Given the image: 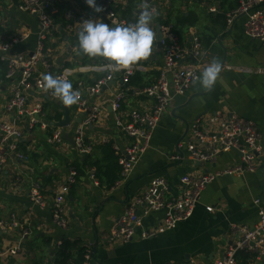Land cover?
<instances>
[{"label": "crops", "instance_id": "crops-1", "mask_svg": "<svg viewBox=\"0 0 264 264\" xmlns=\"http://www.w3.org/2000/svg\"><path fill=\"white\" fill-rule=\"evenodd\" d=\"M111 1L115 7H124L128 2ZM50 2L57 10L53 17L55 29L48 35L45 45L51 71L71 69L73 72L69 81L73 89L81 88L85 93L96 79L106 74L89 67L114 63L102 57L82 54L78 47V33L83 22L99 20L106 23V19L88 7L85 0ZM238 3L239 0H158L157 12L150 25L152 30L156 31L157 22L161 27L171 24L181 43H189L191 33L196 32L209 47L204 69L215 59L221 63L222 71L211 90L201 87L198 79L183 95L174 98L153 132L149 149L140 156L127 179L118 186L107 189L103 182L100 185L99 180L97 185L94 184V168H86L77 175L76 183L67 188L64 182L69 166L82 157L65 139L64 132L72 138L77 119L85 121L92 108L97 107L98 116L84 133L87 144L92 147L90 155L97 154L94 149L101 144L111 143L113 148L118 146L120 149L129 145L131 139L114 125L110 100L115 92L126 89L123 117L133 108L148 111L152 107L153 101L139 91L157 78L162 67L163 51L156 41L152 55L134 64L141 68L134 73L140 77L141 84L123 86L119 74L114 73L113 81L108 82L106 88L85 96L86 108L78 111L74 105L69 107L71 125L62 129L63 141L57 146L49 145L47 137L50 131L40 124L28 129L26 121L17 120L23 133L21 151L33 153L36 158L34 162L29 158L26 161L16 159L3 166L0 173V220L15 214L20 226L29 225L32 234L24 240L20 227L0 230V252L20 245L15 255L1 256L0 264H55L56 254L63 242H66V252L71 256L68 264L75 260L80 248L90 252L91 264H212L235 239L231 225L252 227L255 224L259 208H264V73L254 72V69L264 68V43L245 35L244 15L235 17L227 25L225 15ZM139 5L137 1L135 11ZM213 5L217 11L209 12L208 8ZM259 9L264 14V4ZM67 14L69 19L65 18ZM220 17L226 22L225 29ZM133 19L137 21V11ZM67 24L71 29L65 28ZM37 29L36 17L21 11L16 0H0V43L16 40L11 45L10 55H29L36 47ZM4 83L0 70V121H11V115L1 111L7 98ZM46 92L45 88L30 91L28 108L44 98V116L41 120L49 123L60 121L63 104L60 99L47 98ZM214 113L236 114L256 125L262 147L256 171L242 176L224 175L211 181L202 190L192 216L173 230L142 239L141 230L159 223L161 213L154 212L143 219L142 227L137 229L129 242L110 241L115 223L129 201L142 192L155 176H163L167 180L168 197H177L181 193L179 178L182 175L213 173L237 163L235 152L224 153L215 162L203 166H197L187 159L184 150L187 134L182 138L184 133H188L195 119ZM55 114H60L59 120L47 118ZM173 155H179V160H171ZM33 183H38L42 188L47 202L45 208L38 207L29 198ZM60 192L65 196V228L55 224L50 212V203ZM256 199L260 201L258 206L254 203ZM208 206L212 207L211 212L206 211L205 207ZM262 238L264 241V231ZM245 255L239 253L236 264H246ZM247 264L258 263L249 261ZM260 264H264V261Z\"/></svg>", "mask_w": 264, "mask_h": 264}, {"label": "built area", "instance_id": "built-area-1", "mask_svg": "<svg viewBox=\"0 0 264 264\" xmlns=\"http://www.w3.org/2000/svg\"><path fill=\"white\" fill-rule=\"evenodd\" d=\"M157 2L158 0H149L148 3L141 0L137 10L146 9L154 15L157 12ZM263 3L264 0H239L238 5L225 15L227 25H230L235 17L244 15L243 29L245 35L264 43V14L259 9ZM16 5L21 11L36 17L38 25L37 42L31 56L9 54L11 45L15 44L16 40H12L10 43H0V61H3L6 65L4 87L7 92V98L1 111L6 115H11V121H0V173L3 166L8 162L16 159L28 160V155L20 149L23 133L16 123L18 119L26 121L28 129L40 124L43 129L50 131L47 142L51 146H57L63 141L62 128L41 120L44 116L42 110L44 98L28 108V97L30 91H41L44 88L43 77L45 75L51 74L55 78L69 81V77L73 72L71 69L51 71V65L48 62L49 53H47L45 47L46 39L51 31L55 29L53 17L57 14V10L50 0H16ZM97 5L104 8V12L99 14L104 16L113 27L134 25L133 22L127 21L118 15L111 0H97ZM208 11L216 12L217 9L213 5L208 8ZM65 18L69 19V14ZM65 28L71 29V26L67 24ZM160 44L163 51V64L159 74L154 81L148 83L139 91L142 96L153 101L152 107L148 111L133 108L123 117V112H125L123 102L127 96L126 89L122 88L115 92L110 100L115 127L131 139L130 144L122 149L114 146L115 151L120 155L118 157L120 178L114 183L113 187L118 186L127 179L140 156L149 149L153 132L157 128L162 114L168 109L175 97L183 95L198 81L209 54V47L204 44L196 32L191 33L189 43H181L171 24H166L160 28ZM89 68L94 71H104L106 74L102 78L96 79L85 93L81 88L75 87L73 89L79 93L78 103L74 104L78 111H82L87 107L85 96L98 93L101 88L114 79V73L119 74L120 83L125 86L135 71L141 69L137 65L121 68L115 64ZM254 72L264 73V68H256ZM46 97L59 99L52 94L51 90H47ZM97 113L98 108L93 107L89 117L77 125L72 134L73 147L80 156L91 154L92 147L87 144L84 133L88 124L97 118ZM184 150L187 159L195 164L213 163L220 153L227 152H235L238 161L213 173H205L199 176L182 175L179 178L181 193L177 197H168L169 186L167 180L163 176H155L142 192L129 201L128 206L125 207L122 215L115 223L109 238L110 241L116 243L129 242L137 229L142 227L143 219L154 212L161 213L159 223L141 230L140 237L142 239L155 237L175 229L179 223L188 220L192 216L199 196L207 184L224 175L242 176L246 173L255 172L262 153L260 133L256 125L236 114L227 113H214L195 119L190 125L185 138ZM180 156L183 157V155ZM180 156L173 155L170 159L179 160ZM76 178V170L70 167L64 182L67 188L76 183ZM92 180L94 184H98L96 179L93 178ZM29 198L40 208L47 206L42 188L38 183L31 185ZM259 202L258 199L254 201L257 206ZM205 209L208 212L212 211V207L209 206ZM50 212L58 227L65 228L67 226L63 192L56 194L52 199ZM19 227L22 233L21 238L29 237L32 234L29 225L23 228L20 226L15 214H11L7 219L0 220V230ZM230 230L235 239L225 248L222 256L216 258L212 264H236L239 253L249 255V261L253 263L260 264L264 261V241L262 238L264 208H259L258 219L252 227L234 224L231 225ZM19 246L17 244L12 248L1 251L0 257L15 255ZM69 264H91L90 252L86 251L80 263L72 260ZM186 264L194 263L189 262Z\"/></svg>", "mask_w": 264, "mask_h": 264}, {"label": "clouds", "instance_id": "clouds-1", "mask_svg": "<svg viewBox=\"0 0 264 264\" xmlns=\"http://www.w3.org/2000/svg\"><path fill=\"white\" fill-rule=\"evenodd\" d=\"M85 3L97 14L104 12V8L97 5V0H85ZM153 19L152 12L144 9L132 26L112 27L99 20L85 21L78 33V47L88 57H102L121 68H127L152 55L156 40V33L150 27ZM221 71V63L213 59L200 75V86L211 90ZM43 86L45 90H51L66 107L78 103L79 93L73 90L68 80L48 74L43 77Z\"/></svg>", "mask_w": 264, "mask_h": 264}, {"label": "trees", "instance_id": "trees-1", "mask_svg": "<svg viewBox=\"0 0 264 264\" xmlns=\"http://www.w3.org/2000/svg\"><path fill=\"white\" fill-rule=\"evenodd\" d=\"M141 2V0H128L126 6L124 7H116L115 11L118 13V15L130 22H135L133 17L136 15L135 7L136 3ZM221 19V17H220ZM134 20V21H133ZM222 27L225 29L226 22L221 19ZM136 23V22H135ZM134 23V24H135ZM0 70L2 76H4L6 72V65L3 62H0ZM128 84L131 86H139L141 84V79L137 74H134L131 79H129ZM127 84V85H128ZM60 114L56 116V114L48 119L52 120H59ZM94 151L97 152V154L93 155H84L80 156L82 157L80 160L72 163L69 167H73L77 175L80 173H83L86 168H94V175L96 180H99L100 185L102 182L105 184V187L107 189H111L113 187L114 183L119 180L120 178V166L118 165V157L120 156L119 153H116L111 143L101 144L99 145ZM29 159H31L34 162V156L33 153L28 152L27 154ZM66 242H63V246L60 247L59 251L56 254L55 258V264H68L69 258L71 257L67 252ZM86 253L85 248H80L77 252V255L75 257V262L80 263L83 260V256ZM250 256L245 255V263L247 264L249 262Z\"/></svg>", "mask_w": 264, "mask_h": 264}, {"label": "water", "instance_id": "water-1", "mask_svg": "<svg viewBox=\"0 0 264 264\" xmlns=\"http://www.w3.org/2000/svg\"><path fill=\"white\" fill-rule=\"evenodd\" d=\"M145 2H149V0H145ZM264 4V3H263ZM139 13H140V11L138 10L137 11V14L139 15ZM106 23H109L108 22V20H106ZM155 26H156V31H155V33H156V43H157V46H158V48H161V44H160V24L157 22L156 24H155ZM220 40H221V38H220ZM32 55V53H30L29 54V56H31ZM113 81V80H112ZM121 81V80H120ZM107 87V85L106 86H104L103 88H106ZM102 88V89H103ZM62 107V109H63V115H62V119L60 120V121H57V122H52L51 124H53L55 127H59V128H62V129H66L68 126H70L71 125V119H70V117H69V107H66V106H64V105H62L61 106ZM36 118H38V117H36ZM82 122V119L81 118H78L77 119V125H79L80 123ZM77 125L75 126V127H77ZM92 127V124L90 123V124H88V128L90 129ZM186 134H187V131L184 133V135H183V137L182 138H184L185 136H186ZM64 137H65V139H67V141L68 142H70L71 143V145H74L73 144V139L72 138H70V136L67 134V132H64ZM181 138V139H182ZM181 139H180V141H181ZM183 140V139H182ZM179 141V142H180ZM178 144V143H177ZM177 151L179 152V153H181V150L180 149H177ZM182 155V154H181ZM220 155H223V153H220ZM219 155V156H220ZM195 165H197V166H203L204 164H202V163H196ZM25 239H27V237H25L24 238V240ZM95 247L93 248V250L95 251L96 250V247H97V239H96V242H95V245H94ZM94 254V253H93Z\"/></svg>", "mask_w": 264, "mask_h": 264}, {"label": "bare ground", "instance_id": "bare-ground-1", "mask_svg": "<svg viewBox=\"0 0 264 264\" xmlns=\"http://www.w3.org/2000/svg\"><path fill=\"white\" fill-rule=\"evenodd\" d=\"M136 11H138V10H136ZM0 62H3V61H0ZM4 63V62H3ZM43 110V109H42Z\"/></svg>", "mask_w": 264, "mask_h": 264}, {"label": "rangeland", "instance_id": "rangeland-1", "mask_svg": "<svg viewBox=\"0 0 264 264\" xmlns=\"http://www.w3.org/2000/svg\"><path fill=\"white\" fill-rule=\"evenodd\" d=\"M35 132H38L37 130H34Z\"/></svg>", "mask_w": 264, "mask_h": 264}]
</instances>
